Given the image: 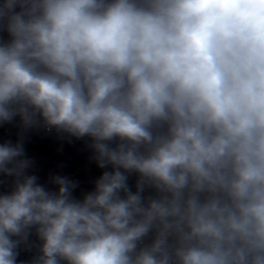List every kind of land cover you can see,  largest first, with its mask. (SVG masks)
<instances>
[{
    "label": "clouds",
    "instance_id": "9594fccd",
    "mask_svg": "<svg viewBox=\"0 0 264 264\" xmlns=\"http://www.w3.org/2000/svg\"><path fill=\"white\" fill-rule=\"evenodd\" d=\"M0 264H264V0H0Z\"/></svg>",
    "mask_w": 264,
    "mask_h": 264
}]
</instances>
